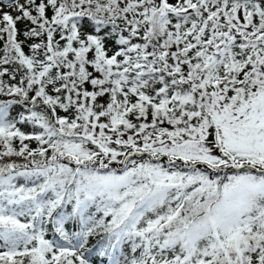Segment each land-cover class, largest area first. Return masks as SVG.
<instances>
[{"label":"snow or ice","instance_id":"obj_1","mask_svg":"<svg viewBox=\"0 0 264 264\" xmlns=\"http://www.w3.org/2000/svg\"><path fill=\"white\" fill-rule=\"evenodd\" d=\"M0 264H264V0H0Z\"/></svg>","mask_w":264,"mask_h":264},{"label":"trees","instance_id":"obj_2","mask_svg":"<svg viewBox=\"0 0 264 264\" xmlns=\"http://www.w3.org/2000/svg\"><path fill=\"white\" fill-rule=\"evenodd\" d=\"M22 27V26H21Z\"/></svg>","mask_w":264,"mask_h":264}]
</instances>
